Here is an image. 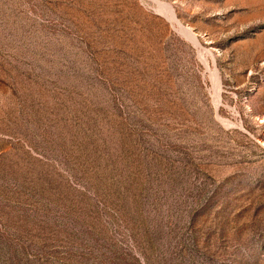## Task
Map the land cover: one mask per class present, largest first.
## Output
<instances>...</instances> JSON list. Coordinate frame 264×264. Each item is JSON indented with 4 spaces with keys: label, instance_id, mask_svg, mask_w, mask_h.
I'll use <instances>...</instances> for the list:
<instances>
[{
    "label": "rangeland",
    "instance_id": "rangeland-1",
    "mask_svg": "<svg viewBox=\"0 0 264 264\" xmlns=\"http://www.w3.org/2000/svg\"><path fill=\"white\" fill-rule=\"evenodd\" d=\"M0 264H264V0H0Z\"/></svg>",
    "mask_w": 264,
    "mask_h": 264
},
{
    "label": "bare ground",
    "instance_id": "bare-ground-1",
    "mask_svg": "<svg viewBox=\"0 0 264 264\" xmlns=\"http://www.w3.org/2000/svg\"><path fill=\"white\" fill-rule=\"evenodd\" d=\"M192 32V31H191ZM193 33V32H192Z\"/></svg>",
    "mask_w": 264,
    "mask_h": 264
}]
</instances>
